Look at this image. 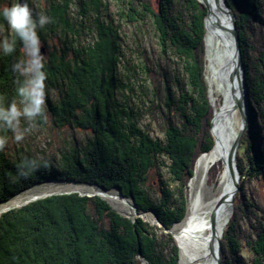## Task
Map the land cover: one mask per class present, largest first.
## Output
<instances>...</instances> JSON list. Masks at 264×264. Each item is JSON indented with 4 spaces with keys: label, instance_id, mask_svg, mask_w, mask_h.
<instances>
[{
    "label": "trees",
    "instance_id": "1",
    "mask_svg": "<svg viewBox=\"0 0 264 264\" xmlns=\"http://www.w3.org/2000/svg\"><path fill=\"white\" fill-rule=\"evenodd\" d=\"M47 2L51 23L39 30L49 76L46 113L58 129L71 131L72 142L59 160L41 159L23 145L11 146L7 133L0 150V207L40 184L74 183L118 190L140 212H155L165 229L157 233L145 219L120 214L100 196L52 195L1 214L0 264H180L181 249L165 231L185 220L188 179L197 157L215 145L205 75L207 10L198 0H158L156 7L150 0H121L124 9L115 19L109 0ZM27 3L32 8L31 0ZM227 6L237 17L251 106L238 166L243 179L242 154L252 151L249 177L264 180V0H227ZM149 22L161 57L173 66L171 73L161 65L152 68L144 52L139 51L140 63L129 60L121 23L144 29ZM0 23L9 35L7 25ZM49 35L64 38L60 50H51ZM24 55L18 45L15 58ZM13 62L12 57L0 58V96L9 101L15 90ZM140 93L145 111L134 103ZM146 117L150 123L143 125ZM154 121L162 124L163 139L152 135ZM30 158L48 165L26 179H14L16 166ZM152 171L161 177L158 203L146 189ZM164 176L174 189L166 186ZM238 203L245 206L242 197ZM228 232L233 253L224 264H245L239 257V231L230 225ZM247 243L251 264H264V212L256 238Z\"/></svg>",
    "mask_w": 264,
    "mask_h": 264
},
{
    "label": "rangeland",
    "instance_id": "2",
    "mask_svg": "<svg viewBox=\"0 0 264 264\" xmlns=\"http://www.w3.org/2000/svg\"><path fill=\"white\" fill-rule=\"evenodd\" d=\"M123 1H126V0H122V2ZM150 1L156 7L158 0H150ZM13 2L14 0H0V6H3V5L10 6ZM31 2H32V6H31L32 9L38 15L40 14L46 15V11L49 6L47 0H31ZM122 2L121 0H109L110 13L115 17V19H119L118 14H120L124 9L122 6ZM149 23L150 24H148L146 27H143L144 29H137L130 24L121 23L122 33L124 35V41H125L124 44L126 45V49L128 51L129 60L132 64H135V65L140 63L141 54L139 53V51L144 52L149 58V64L152 68H154L156 65H161L166 71H168V73H171L173 71L172 70L173 66L170 65V63L166 61V59H163L161 57V49L159 45V38H158L157 32L153 24L151 22ZM4 33H5V28L0 23V35H4ZM48 42L51 47V50L54 48L60 50L61 46H63L64 44V38L62 36L49 35ZM42 45L43 43H41V46ZM138 48H140L141 50H138ZM208 65H209V62H208V57H207V44L205 42V75H206V81H207V86H208L210 105L213 111L212 120H211V126H212V123H213L212 121L214 120V117H215V108L211 101V95H210V89H209V86H210L209 83L211 80V71ZM245 72H246V67H245ZM126 75H128L127 72H125V81L127 82L128 76L126 77ZM148 83L152 84L151 79H149ZM141 84H142V80L137 82L134 85V87H138ZM55 93L56 91H53V90L52 92H50V94L53 97H56ZM134 98H135L134 103L136 104V106H139L140 109L145 111V107L143 106L142 101H141V99H143V93H140L139 97L136 96ZM252 107H253V110L257 111L260 116V113H261L260 109L256 105H252ZM250 108L251 106L249 104V113H250L249 117L251 120ZM237 114H238L237 119L239 121L237 124V131H238L237 134H238L242 127V117H241V113L239 109L237 110ZM149 123H150L149 117L143 118V125H147ZM257 124H258V127H257L258 130H261V132L263 133L261 121H258ZM161 125L162 124L160 123L158 124L156 121H154V123L151 126V131L154 137L163 139L164 133L161 128L162 127ZM211 134H212V130H211ZM77 137L81 138L79 134H77ZM71 142H72L71 131H68L66 129H61V130L58 129L53 124L51 116L47 114V121L39 122L38 126L26 136L23 142L19 144L25 146L27 150L34 152V154H37L38 157H40L41 159L42 158H54V159L59 160L61 153L66 150V148L68 147L69 144H71ZM11 146H14V140ZM251 154H252V151L250 150L246 154L245 153L242 154L241 163H242L244 173L247 174V176L242 179L241 173H240L241 191L238 193L235 199L234 211H233L231 220L228 221L225 225V230H224L223 238H222V248L224 251V260H225L226 257L228 259L231 258V255L233 253L232 247L229 243L230 241L228 240L229 237L227 236V234L229 233L228 232L229 226L233 225L234 228H236L239 231L238 235L236 236L237 239L239 240L238 241L239 245L242 248V253L239 255V257L244 261L245 264H251L252 262L253 253H252L251 247H249V243L247 242H248V239L250 238L252 240L256 238V233H258L259 227H260V218H261L262 212H264L263 211L264 210V180L263 178H257V177L252 178L251 176L249 177L250 172H249L248 156H250ZM199 157H197V159ZM237 158H238V155H237ZM197 159H196V162H197ZM223 163L224 164L222 165L220 164V166L225 167L227 170V165L225 164L224 161ZM220 166L217 165L211 169L208 175V178L206 180V183L208 184L204 183V184L199 185V183H196L197 184L196 190L197 189L206 190L204 193H209V190H213L214 193H217L218 192L217 188H219L220 186V179H219V174H218ZM194 173H195V167H194ZM193 177H194V174H193ZM191 178L188 179L187 188H186L189 207H190L191 196H192V194L190 193L191 192L190 190ZM163 179H164V182L166 183V186L170 185L171 188L174 189L175 184L172 183V180L170 181L167 176H164ZM161 188H162L161 177L155 171H152L150 174V179H149L146 189L150 193L152 199L157 203L159 202ZM73 191H80L82 193H88V192L97 193V192L103 191L107 194L108 193L113 194L116 196V199H109V198L104 197L106 194H103L102 196L103 198L107 199L108 202L112 205V207L115 210H117L120 214L126 217H129V218H132V219H135V218L145 219V221H147L151 226H153L156 229V232L159 234L162 233V229H165V227L157 219L155 212L153 211L146 212V213L140 212L138 208L135 206L134 202L131 199H127L125 197L122 198L118 190L114 189L113 191L108 192L96 186L95 187L81 186V185H77L74 183L48 182L45 184L37 185L33 189L26 191L23 194L19 195L17 198L13 199L9 203L2 205L1 208L5 206L10 207V206L24 204L27 201H29L27 199H29L32 196L33 198H35L38 196H44L46 194L68 193V192H73ZM206 195L209 196L208 194ZM119 196L120 198H118ZM240 197H242V199L245 200V206L238 203V199ZM248 205H250L252 208L248 207ZM246 206L248 207V209L246 208ZM189 207H188V210H189ZM214 208L212 209V213H213ZM210 221H211V216H210ZM180 224L176 225L173 228L174 234H175V231L179 228ZM217 225H218V222H217ZM210 227L212 230V223L210 224ZM165 232L171 234L168 231H165ZM176 238L177 237L175 236V239ZM176 241L178 244L179 243L178 239H176ZM209 248H210V244H209ZM182 260H183V253L180 254V264H182ZM201 260L202 259H195V261H191L190 263H187V264H201L202 263Z\"/></svg>",
    "mask_w": 264,
    "mask_h": 264
},
{
    "label": "bare ground",
    "instance_id": "3",
    "mask_svg": "<svg viewBox=\"0 0 264 264\" xmlns=\"http://www.w3.org/2000/svg\"><path fill=\"white\" fill-rule=\"evenodd\" d=\"M211 2L215 4V0H211ZM213 9L216 13H220L214 5ZM221 19L226 27L231 26L228 17L222 15ZM206 44L208 66L211 71L209 89L211 101L215 108V146L197 159L194 177L192 176L190 181V193L192 196L187 217L175 231L176 239H178L179 247L182 250L181 253H183L182 264L190 263L195 261V259H202L201 264H215L209 248L212 238L210 216H212V209L216 207L220 197L223 194L230 195L234 190L233 180L229 174L227 164L230 149L238 132L237 124L239 122L237 119L238 108H236V99L232 95L228 81L229 74L235 66L233 41L228 31L219 30L210 23L206 33ZM223 161L227 165V170L225 167L220 166V164H224ZM217 165L220 166V168L218 167L220 179V186L217 188L218 192L214 193L213 190H209V193H204L206 190H196V183H199V185L208 184L206 183L208 175L211 169ZM104 197L116 199V196L110 193ZM32 198L33 196L27 200L30 201ZM233 211L234 207L230 205H225L219 210L217 219L218 237L223 238L225 225L231 220Z\"/></svg>",
    "mask_w": 264,
    "mask_h": 264
},
{
    "label": "clouds",
    "instance_id": "4",
    "mask_svg": "<svg viewBox=\"0 0 264 264\" xmlns=\"http://www.w3.org/2000/svg\"><path fill=\"white\" fill-rule=\"evenodd\" d=\"M0 20L9 30V35H0V58L12 57L10 70L15 77L14 97L9 101L0 96V150L8 142L11 133L15 143L23 142L39 122L47 121L46 101L48 98V72L45 57L41 53L39 30L51 23L49 16H34L27 2L14 0L0 6ZM22 46L24 57L16 59L17 47ZM47 160L23 159L16 166L14 179H26L40 167H47Z\"/></svg>",
    "mask_w": 264,
    "mask_h": 264
},
{
    "label": "water",
    "instance_id": "5",
    "mask_svg": "<svg viewBox=\"0 0 264 264\" xmlns=\"http://www.w3.org/2000/svg\"><path fill=\"white\" fill-rule=\"evenodd\" d=\"M201 5L207 10V14L205 17V30L206 33L208 32L209 25L211 23L212 26L218 28L219 30H226L230 33L233 41V47H234V61L235 66L232 69V71L229 74V86L232 91V95L236 99V108L239 109L242 117V127L239 133L236 135L233 145L230 149L229 155H228V171L229 174L233 180V186L234 190L230 195L223 194L216 207L213 210L212 216H211V223H212V238L210 240V251L211 254L215 260V264H224V251L222 248V238L218 237L217 235V219H218V212L219 210L225 206L230 205L234 207L235 199L238 195V193L241 191L240 188V178H239V167L237 164V155L239 148L241 146V142L243 137L245 136V133L250 128V113H249V90H248V84L246 79V72H245V63L243 59V52H242V44H241V37L240 32L237 25V17L236 15L231 11V9L227 6V0H215V4L211 2V0H198ZM21 2H27V0H21ZM213 5L216 7L217 10H219V14L216 13L213 9ZM222 15L225 17H228V19L231 22L230 27H226L222 22ZM206 40V36H205ZM41 53L43 56L46 54V50L44 48H41ZM215 118V117H214ZM212 135L214 137V120L212 123ZM215 140V139H214ZM72 193H79L82 196H88V197H95L100 196L102 197L103 194H107L105 192L100 193H82L80 191H73L68 193H54V194H46L44 196L36 197L29 202L25 203L28 204L30 202H34L39 199H43L52 195H60V194H72ZM120 196L123 198L124 196L120 193ZM23 204V205H25ZM20 206H5L0 207V213L3 214L11 209L21 207ZM157 219L159 220L158 215L155 213ZM165 227V226H164ZM166 231L170 232L174 237L175 234L173 233V229H166Z\"/></svg>",
    "mask_w": 264,
    "mask_h": 264
}]
</instances>
